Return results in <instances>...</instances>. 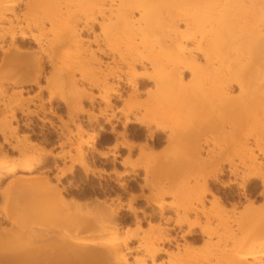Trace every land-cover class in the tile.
I'll return each instance as SVG.
<instances>
[{
  "label": "bare ground",
  "instance_id": "obj_1",
  "mask_svg": "<svg viewBox=\"0 0 264 264\" xmlns=\"http://www.w3.org/2000/svg\"><path fill=\"white\" fill-rule=\"evenodd\" d=\"M79 23L83 25L78 26ZM91 25L98 27V33L92 35V40H86L87 43H85L81 32L82 30L91 31ZM91 43L96 46L95 50L90 47ZM96 53L108 57L110 62L102 63ZM195 54L200 57L197 58ZM0 62L1 67L9 72L0 78V84L6 83L10 88L19 89L12 95L26 91L27 87L36 88L37 98H35L42 107L44 100L41 94L45 92L49 105L57 101L66 108L68 113L78 107L82 100L90 104L94 101L92 94L80 96L77 86H82V82L87 83L88 89L100 91V100L107 107L111 105V100L122 99L121 84H127L135 94L139 91V87L146 86L148 82H153L156 86L164 85L170 88L173 94L175 93L173 100L175 105L171 110L172 112L177 110L173 114L177 113L180 120L183 117L181 121L174 123L176 129L185 127L187 124L194 126L193 122L202 118L200 115L203 109H198V106H184L189 97L185 95L182 99L180 98L179 89L183 85L182 71L189 74L191 83L198 85L200 81H197V78L207 70L210 76L207 92H212L211 95L215 98L218 97L223 107L233 100L236 101V107L232 106L228 112L214 115L215 117L211 120L222 130L227 127L228 134L234 131L239 134L238 131L242 130V126L249 122L251 113L264 110V0H0ZM46 65L50 68L47 76L44 72ZM137 68H141L143 72L138 73ZM148 69L151 73H148ZM74 70L80 76L77 79L73 76ZM95 72L102 75L101 79L91 77ZM108 77L114 79V86H108ZM7 86L1 87L6 91ZM234 89L236 96L232 95ZM69 91L77 92V98L73 99ZM181 100L182 105H180ZM4 108L7 110L6 106ZM0 114L4 121V124L0 121L2 124L0 135L4 139L3 143L8 145L9 150L20 152V149L11 146L8 141L15 137L18 130L17 126H11L12 122L17 121L15 112L11 111L9 115L2 112ZM21 114L24 117L30 115L23 111ZM48 114L57 119L60 118L54 108H50ZM202 122L206 123L205 118ZM126 123H129L127 119ZM132 123L147 130L150 126L144 118H134ZM23 126L28 127L25 124ZM7 131L13 136H7ZM160 132L165 134L163 129ZM125 133L124 131L120 135L123 139L120 148L135 147V143L124 140ZM152 137L153 135L149 134V138ZM64 138L59 147L69 148L71 140L69 136ZM77 138L75 153L73 155L67 153L69 167L58 168V173L54 176L57 185L61 177L71 174L74 165L82 168L84 174L106 173L84 162L82 147L88 144L81 135ZM25 139L29 140V136L27 135ZM170 140L167 138L168 142ZM89 141L93 142L92 139ZM240 141H238L239 150L246 155L248 162L245 170L237 169L230 158L220 159L210 173L201 177L202 184L199 185L195 195L200 208L187 209L183 220L176 221L174 227H166V230L159 235L147 237V245L144 247L142 245L135 248L128 246L131 241L143 240V237L140 238L137 233L126 232L123 238L118 239V207L110 214L103 215V218L100 217L101 219L99 218L97 222H87L80 226L84 234L106 230V228L109 229L106 230L107 232L104 230L105 232H101L96 238L60 241V244H57L59 247L55 245V250H59L52 254V259L51 255L47 256V252H43L41 257L39 253L36 257L34 252V257L39 259L38 261L32 258L37 264H70L71 260L84 264H147L148 262L181 264L182 250L198 239L205 237L209 241L216 234L213 228H210L208 221L204 226L199 221V215L205 213L204 202L208 195L217 209L219 222L215 228L223 232L221 244L225 247L226 244L234 243L233 258L230 263L250 264L248 260L253 257L254 248L264 250V245L252 244L247 239L249 227L246 222L260 213L252 207V198H250L253 196L255 187L246 190V184L255 185L258 182L262 188L260 195L264 196V174L261 171L264 164L256 159L257 156L264 159V149L259 147L256 140L255 148L258 154H255L254 149L249 147L246 141ZM138 147L140 150L143 148L142 145ZM200 150L202 148L196 145L194 152L198 154ZM94 152L103 160H106L110 154L97 149ZM34 153L36 155H33ZM46 155L65 160L66 154L53 155L51 149L37 146L22 160L23 170L29 171L34 166L42 165L43 161L36 157ZM110 155L115 157L112 153ZM5 164L6 162H2L0 165L5 166ZM128 165L130 171L113 170L112 173L120 179L135 175L139 165L130 161L129 158H124L120 163L124 169ZM222 165H226L227 169ZM14 171L13 168L7 170L8 174ZM40 177L35 180L39 181L37 185L44 189L41 190L42 193L48 191L45 196L47 193L49 196L50 192V197L56 203L59 201L61 205L64 190H59L58 186H50L51 180L47 175ZM221 177H225L226 181ZM234 184L242 190L240 195H236V201H224V198L229 196L226 188L230 190V186ZM119 188L123 192L129 189L124 182L120 183ZM221 191L222 197L219 195ZM26 192L30 193V189L19 190L22 197L23 193L26 195ZM230 192L232 193L231 190ZM165 197L175 199L178 197V191L171 188L162 192L154 200L143 195H130L125 210L133 216L139 229L140 221L137 214L145 213L141 208L133 205L141 201L145 207L156 208L158 214L162 216L165 210L174 212L172 204L162 201ZM240 199L249 201L250 204L243 208L242 212L237 211V206L241 203ZM64 203L66 204L65 201ZM190 214L193 216L192 219L189 217ZM66 219L64 218L62 222L68 228L66 223L68 219ZM5 221L13 222V219L5 212L4 215L0 213V231ZM170 221L167 218L165 223ZM177 231L179 234L176 235ZM111 238L117 239L115 244L111 245L107 242ZM140 250L143 251L142 257L133 258L131 261L128 259L130 252ZM25 251L23 253L17 251L22 253L17 255L18 260L24 259L23 254L33 252ZM44 253L47 259L44 258ZM0 255H5V257L0 256V264L23 263L21 260H19L21 262L17 261V258H11L10 255L7 257V253Z\"/></svg>",
  "mask_w": 264,
  "mask_h": 264
},
{
  "label": "rangeland",
  "instance_id": "obj_2",
  "mask_svg": "<svg viewBox=\"0 0 264 264\" xmlns=\"http://www.w3.org/2000/svg\"><path fill=\"white\" fill-rule=\"evenodd\" d=\"M21 7L20 9H22ZM82 25L81 23L78 24V26ZM91 26V31L82 30L81 32L85 43H87L86 40L91 41L92 35L98 33V27L96 25ZM89 45L93 50L96 49L93 43ZM96 56L102 63L110 62L106 56L98 53H96ZM195 56L197 58L200 57L198 54H195ZM44 72L46 76L50 72V68L47 65L44 68ZM137 72L141 73L143 70L137 68ZM8 73V70L1 67L0 62V78ZM95 73L91 77H99L101 79L102 75L100 76L99 72ZM148 73H151V70L148 69ZM73 74L75 79L80 77L75 70ZM181 75L183 77V85L180 89L178 88L181 94L180 98L182 99L185 95L189 97L184 106L203 108L202 114L200 113L202 118L193 122L195 127L187 124L186 128H175L174 123L183 119L182 117L180 120V116L177 113L173 114L177 109L173 112L171 110L172 106L174 107L175 105H173L175 93L173 94L170 88L164 85L156 86L153 82H148L146 86L139 87V91L136 94L127 84H121L122 99L111 100L109 107L100 100V91L90 90L87 83L82 82V86H77L80 96L92 94L94 101L90 104L86 100H82L80 105L73 108L71 113H68L66 108L57 101L51 102L49 105L46 101L47 95L45 92L41 94L44 100L42 107L36 99V88L27 87L26 91L12 95V93L18 92L19 89L10 88L6 83L0 84V112L9 115L11 111H14L17 118L16 123H11L12 127L17 126V134L12 137L13 135L11 136L10 132L7 131V136L12 137L8 141L11 146L20 149V152L18 150H9L8 145L3 143L4 139L0 135V164L6 162L5 166L0 165V213L4 215L5 212L13 219V222L5 221L4 225H2L3 228L0 231V254L7 253V257L10 255L11 258L16 259L17 255L22 254L24 250H26L25 252L33 251V254H23L24 259H19L23 262L22 264H37V259L34 257L35 253L36 257H38L37 253L41 257L43 252H47V256L51 255L52 259V254L59 250L58 248H56L58 250H55V245L59 247L60 241L96 238L101 232L109 230L106 228V230L104 229L105 231L85 232L84 234L81 232L80 226L87 224V222H97L103 218V215L110 214L111 211L118 207V239L123 238L126 232L137 233L140 238L143 237V240L131 241L128 246L130 248L141 245L144 247V245H147V237L159 235L166 230V227H174L176 221L183 220L186 216L185 214H187V209L200 208L195 200V195L199 185L202 184L201 177L210 173L217 162H220V159L230 158L233 164L237 166V169L244 171L248 162L246 161V155L239 150L238 141H246L247 145L254 149L255 154H258L255 148L256 140L259 147L264 149V110L251 113L249 122L242 126V130L238 131L236 129L239 134L234 133L235 131L232 134H228L229 130L227 127L222 130L213 123L211 118L215 117L214 115L217 116L220 113L228 112L232 106L236 107V101L233 100L223 107L217 96L215 98L214 95H211L212 92H207L210 79L207 70L197 78V81H200L198 85L190 82V76L186 71H182ZM107 84L109 87L114 86V79L108 77ZM1 86H7L8 89L4 91ZM69 95L74 99L77 98L78 93L69 91ZM232 95L236 96L235 89L232 91ZM182 104L183 101L181 100L180 105ZM5 106L7 110L4 108ZM50 108H54L60 118L57 119L50 116L48 114ZM21 111L30 115L24 117ZM175 117H177L176 120ZM134 118L147 120L150 123L149 129L147 130L137 124H133ZM204 118L206 123L202 122ZM126 119L129 123H126ZM0 121L4 124L1 114ZM23 124L28 127L23 126ZM161 129L165 131V134H161ZM124 131L126 132L124 140L135 143V147L130 149L120 148V144L123 142L120 135ZM149 134L153 135L151 139ZM27 135L29 140L25 139ZM79 135L88 144L82 147L84 162L88 166L104 170L106 173L93 172L84 174L82 168L74 165L71 174L61 177L57 185L54 176L58 173V168L69 167L70 162L68 161L67 153L69 152L71 155L75 153L74 147L78 142L77 137ZM68 136L69 140H71L69 148H60V142L64 141V137ZM236 137L240 140L236 139ZM167 138L171 139L170 142L167 141ZM90 139L93 142L89 141ZM91 145L93 146L92 148H90ZM137 145H142L143 148L141 147L142 149L140 150ZM196 145L202 148L198 154L194 152ZM37 146L51 149L53 155L65 153V160L57 156H37L36 159L43 161L42 165L34 166L29 171L23 170L22 160L29 156ZM114 147L116 148L113 150ZM96 148H103L106 152L114 154L115 157L109 154L106 160L100 159L94 152ZM33 155L36 154L34 153ZM119 156L123 157L121 161L124 158H129L130 161H134L139 165L135 175L125 176L124 179H120L112 173L113 170L121 171L119 170L121 161H117ZM256 159L264 164V159L260 156H257ZM222 166L227 169L226 165ZM9 168H13L15 171L12 174H8L7 170ZM122 170L130 171L129 165L125 169L122 168ZM261 171L264 174L263 165ZM43 175H47L50 178V186H58L59 190H64L62 203L60 202L61 205L59 201L55 199L58 202L56 203L50 197V192L49 196H47L48 193L45 196L48 191L45 193L43 191L42 193L41 190L43 188L41 189L37 185L39 181L35 179H39ZM112 177H114L113 180L111 179ZM221 179L226 181L225 177H221ZM29 182L30 184H26ZM122 182L128 186L127 192H123L119 188ZM33 184L35 187H32L34 186ZM253 187H255L253 196L250 197L252 198V207L257 209L260 214L246 222L249 227L247 239L252 244L264 245V196L260 195L262 188L258 182L255 185L252 183L246 184V190H251ZM23 188L30 189V193L26 192V195L23 193L22 197L19 190L21 191ZM171 188H175L178 191V197L175 199L165 197L162 201L166 202V204H172L174 212L165 210L160 216L156 208L145 207V204L141 201H137L133 205L136 208H141L145 213L144 215L137 214V218L140 221L138 229L133 216L125 210L130 195H143L154 200L162 192L164 193ZM228 189L226 188L229 196L227 195L224 201H236L242 190L235 184L230 186L232 193ZM222 191L219 193L221 197L223 195ZM206 198L208 201L204 202L205 213L199 215V221L203 226L208 221L210 228H213L216 234L209 241L204 237L182 250L180 254L181 264H231L234 243L226 244L225 247L221 244L223 232L215 228L219 222L217 209L212 204L210 196L207 195ZM240 200L241 203L237 206L238 212H242L243 208L250 205L249 201ZM189 217L192 219L193 216L190 214ZM64 218L68 219V222L66 221L67 219L65 220L68 223V228L62 222ZM167 218L171 220L169 223H165ZM195 230L198 232L197 229ZM171 234L174 235L173 232ZM175 234H179L178 231ZM110 240L107 242L112 245L115 244L117 239L111 238ZM145 242L146 244H144ZM252 252L253 257L248 262L250 264H264V250L257 247ZM44 254V258L47 259L46 253ZM0 256L5 257V255ZM56 256L58 257V255ZM142 256L143 251H134L128 254V259L131 261L133 258ZM23 257L19 256V258ZM19 260L17 258V261ZM69 263L84 264L74 260L69 261ZM147 264L151 263L148 262Z\"/></svg>",
  "mask_w": 264,
  "mask_h": 264
},
{
  "label": "crops",
  "instance_id": "obj_3",
  "mask_svg": "<svg viewBox=\"0 0 264 264\" xmlns=\"http://www.w3.org/2000/svg\"><path fill=\"white\" fill-rule=\"evenodd\" d=\"M92 147H93V146L91 145L90 148H92ZM96 149L99 150V151L106 152L103 148H96ZM96 149H95V150H96ZM122 158H123V157L119 156V157L117 158V161L120 162ZM120 163H121V162H120ZM119 170L123 171L121 167L119 168ZM121 171H120V172H121ZM111 179L113 180L114 177H112Z\"/></svg>",
  "mask_w": 264,
  "mask_h": 264
}]
</instances>
